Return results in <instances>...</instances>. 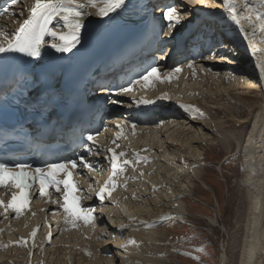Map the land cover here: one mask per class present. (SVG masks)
<instances>
[{"label": "bare ground", "instance_id": "6f19581e", "mask_svg": "<svg viewBox=\"0 0 264 264\" xmlns=\"http://www.w3.org/2000/svg\"><path fill=\"white\" fill-rule=\"evenodd\" d=\"M148 1L125 0L121 8L103 17L96 15V8L86 9L91 15L84 17L80 42L94 35H98L104 45L112 39L123 41L133 34L137 26L120 27L117 25V14L134 3L142 5ZM33 2L34 0H20L18 4L10 6L8 13L0 17V30L11 33L17 29ZM185 3L188 4L192 17L180 12V9H185ZM248 3L256 5L258 0H248ZM236 4L237 11H242L244 0H236ZM174 7L179 11L180 21H172L168 32H174L179 37L192 33L193 35L188 36L197 37L194 27L198 22L202 23L212 35L206 42L209 53L199 55V60H181L173 69L162 71L163 74L158 75L160 78L156 79L153 87L157 89L159 98H167L171 102L166 105L154 102L162 110L156 115H148L147 123L135 120L134 127H130L129 123L124 122L119 124L120 127H115L112 135L106 138L108 142H112L117 133H135L123 150H116L126 152L132 160V166L129 169L125 168L126 165L121 166L123 171H118L114 177L116 187L112 191V198L115 203L103 205L100 209L102 215L95 217V228L92 223L85 224L82 220L77 221L76 227L65 223L55 233L70 230L69 234L51 243L44 231L37 232L33 238L29 233L30 227L21 226L19 221H13L11 225L0 222V245H7L0 247V264L159 262L156 258L161 252L156 253L152 242L155 227L165 215L185 217L187 204L184 195L192 193L190 185L194 184V178L203 180V156L209 145H218L226 151L235 146L241 155L242 173L239 179L242 189L236 211L238 210L239 215H245V218L242 230L240 229L242 238H239L241 242L236 264H264V72L257 66L258 63L264 65L262 33L257 27L256 34L253 35V25L246 20H241L237 25L228 19L223 0H178ZM164 11L165 9L158 15L157 27L168 25L169 21L163 16ZM244 14L247 15L246 12ZM64 23L60 18L51 27L58 32L67 31ZM54 42H57V38L49 36L47 49L41 55L44 61L66 54L52 48L51 44ZM250 42L253 45L251 48ZM79 45L80 43L72 49ZM237 49L244 64L235 67L236 73L234 70H225L223 66H232L231 62L234 61L223 62L224 65L220 63L228 59L226 55L229 50L234 53ZM178 50L170 47L167 54L176 61L180 58ZM190 62L192 67H189ZM177 67L181 69L180 72L174 71ZM249 96H254V100ZM138 101L136 100L137 107L146 106L149 109L151 106L150 103ZM181 104L194 105L204 115L192 110L186 111ZM140 115L145 116V113ZM151 117L154 120L151 121ZM236 122H239L238 127ZM116 142L120 144V141ZM151 147L157 152H153ZM123 157L125 159V155ZM107 167L108 174L111 175V165ZM158 210H163L164 213L160 218L156 213ZM129 217L135 219L130 220ZM237 218L236 220L239 219ZM142 221L155 223L148 227ZM21 238L27 241L26 246L16 243ZM130 240L134 243H129ZM223 257L225 258L224 253Z\"/></svg>", "mask_w": 264, "mask_h": 264}, {"label": "snow or ice", "instance_id": "6c2138e0", "mask_svg": "<svg viewBox=\"0 0 264 264\" xmlns=\"http://www.w3.org/2000/svg\"><path fill=\"white\" fill-rule=\"evenodd\" d=\"M19 2L20 0H11L12 5H16ZM223 3L227 8L228 19L237 25L241 23V20L248 21L253 25V35L256 34L258 27L260 33H262L261 40L264 41V0H258L256 5L248 3V0H244L243 8L240 12L237 11L236 0H223ZM124 4L125 0H34L29 8L28 18L23 20L17 29L11 33L0 30V53L20 52L26 53L31 57H38L41 54L42 46L45 44L46 36L57 38V42L51 44V47L56 51L69 52L80 43V33L84 26V17L91 15V12L86 11V9L96 8V15L103 17L115 12ZM8 11L6 8L0 9V16L8 13ZM245 12L247 15L244 14ZM57 17H61L64 20V28L67 31L58 32L51 27L52 21ZM164 18L170 22V27L172 26V21L179 23L180 15L178 9L174 6H169L164 12ZM241 31H244V29L241 28ZM249 47H253L251 42L249 43ZM257 66L260 67L261 72H264V65L258 63ZM189 67H192L191 62L189 63ZM158 71V68L153 67L146 74L142 75L140 80L147 82L150 78L159 79L160 77L157 75ZM174 71L180 72L181 69L177 67ZM167 78L171 79V77ZM140 80L129 82L127 87L121 86L119 92H131L133 85L140 83ZM138 102L150 103L147 100H140ZM181 107L186 111L192 110L201 116L204 115L194 105L181 104ZM117 127H120V125L118 124ZM86 140L91 141L93 144L96 143L92 134H89ZM112 143L116 144V147H119L116 140H113ZM90 150L91 146H89ZM105 151L111 153L109 159L111 161L112 173L96 193L101 202L109 198L115 189L116 181L114 177L117 176L118 171H123V167L118 165L117 161L125 155L124 152H117L115 148H107ZM131 163L132 161L129 160L121 161L122 165ZM78 164L89 170H95V166L83 156L79 158V161L74 159L64 160L59 163L48 164L46 168H35L32 171L27 170L31 169L30 165L0 162V187L10 185L12 188L18 190L11 192V198L7 203L0 198V207L3 208L4 212L11 209L15 212L16 216L21 215L22 210L28 206L32 196L30 190L38 182V194L42 197L48 196L51 203L60 204L65 214V223H70L73 227H76L77 221L82 220L85 224L92 223L93 228H95V217L93 215L95 209L83 207L81 201L84 197L77 195L81 190L78 187V182L73 179L72 170L76 169ZM58 174H62V178H57ZM49 188H54L56 192L62 194V203L60 201H51ZM129 219L134 220L135 217H129ZM141 223H145L146 226L151 227L155 222L148 224L142 221ZM36 231V229H33L31 233L33 238L36 236ZM51 238L52 234L49 231V241ZM16 243L23 246L27 245V241L23 238L16 241ZM129 243H134V241L130 240ZM6 246L0 245V247ZM121 247H126V245H121ZM200 251H203V249H200Z\"/></svg>", "mask_w": 264, "mask_h": 264}, {"label": "rangeland", "instance_id": "374dc122", "mask_svg": "<svg viewBox=\"0 0 264 264\" xmlns=\"http://www.w3.org/2000/svg\"><path fill=\"white\" fill-rule=\"evenodd\" d=\"M187 5L185 3L183 5L185 9H180V12L192 17ZM238 52V49L234 53L229 50L226 55L229 61L222 59L220 65L223 62L234 61L231 62L232 66H223V68L230 69L229 71L234 70L236 73L235 67H241L244 64ZM249 92L254 93V91ZM249 98L254 100V96ZM235 125L238 127L239 122ZM139 143L143 144L141 141ZM152 151L157 152L155 148H152ZM238 152L235 146L228 151L221 149L218 145H209L206 148L202 162L205 168L203 180L194 178V184L190 185L193 189L192 193L184 195L187 204L185 217L168 214L159 219L161 221L155 227L153 235L156 241H152L153 248H156V253L160 251L162 254L157 255L156 259H159V262L155 261L153 264H236L237 250L241 242L239 238H242L240 229L243 227L245 218V215H239L238 210L236 211V205L239 204L238 198L241 195L240 189H242L239 179L242 164L241 155ZM162 212L163 210L156 212L159 218L164 214ZM211 218L216 220L212 221Z\"/></svg>", "mask_w": 264, "mask_h": 264}]
</instances>
